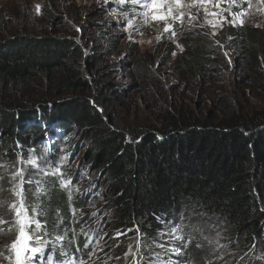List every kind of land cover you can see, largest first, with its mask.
<instances>
[{
    "label": "trees",
    "instance_id": "1",
    "mask_svg": "<svg viewBox=\"0 0 264 264\" xmlns=\"http://www.w3.org/2000/svg\"><path fill=\"white\" fill-rule=\"evenodd\" d=\"M40 12L21 13V26L0 36V217L14 220L7 207L14 196L7 189L11 174L21 169L19 157L25 161L32 151L43 158L46 152L54 164L56 152L76 133L88 145L84 167L106 178L100 193L108 213L101 222L108 229L137 234L150 247L194 208L223 224L225 247L216 257L196 250L188 264H264V112L250 115L235 108L201 116L181 111L166 123L126 132L118 127L102 85L91 78L92 63L80 42L48 31L51 25L61 28L62 7L53 3ZM224 32L215 38L202 32L187 35L184 50L172 62L174 70L184 82L205 90L220 85L231 59L263 87L264 26ZM42 80L56 98L33 101L9 95V88L20 94ZM79 172L70 170L59 177L62 181L44 179L42 197L34 196L26 174L23 185L25 205L38 204L41 233L55 238L68 260L77 261L91 252L92 246L84 247L91 231L82 232L93 215L88 207L99 199L95 191L75 192ZM63 181L70 188L62 187ZM7 234H0V242ZM108 256L115 261L107 264H126L118 254Z\"/></svg>",
    "mask_w": 264,
    "mask_h": 264
},
{
    "label": "rangeland",
    "instance_id": "2",
    "mask_svg": "<svg viewBox=\"0 0 264 264\" xmlns=\"http://www.w3.org/2000/svg\"><path fill=\"white\" fill-rule=\"evenodd\" d=\"M183 2L187 3L188 0ZM53 3L62 7L65 16L61 28L60 25H51L48 26V31L76 38L80 42L84 54L90 57L92 63L91 78L102 85L118 127H123L126 132L166 123L169 115L174 116L181 111H192L200 113L201 116L208 111L223 114L235 108H242L250 115L264 112V86L260 87V83L250 79L246 70L234 64L231 59L228 71L220 75V85L216 87L210 84L203 87L205 90L184 82L174 70L172 62L177 54L182 52L177 44L184 50L182 41L187 35L202 32L210 36L212 29L205 24L203 8L199 13L196 9L191 10L193 14H197V20L192 22L196 26L188 23L187 16L183 22L174 23L177 36L176 43H172L169 39L171 33L162 34L163 24L151 20L150 17L146 21L141 15L145 10L138 5H132L129 0H125L124 4L118 3L117 0H0V36L16 31L12 29L21 26V13L38 16L41 12L37 14L36 5L41 6V11L44 7L53 6ZM237 4L239 6L233 7L232 11L245 12L242 17L243 25L232 27L225 24L222 29L224 33L231 29H260L264 26V4L260 3V0H237ZM227 6L226 2L222 4V7ZM228 18L231 19L230 16ZM157 36H161L159 41ZM113 48L117 51L113 52ZM128 51L135 53L133 58H128ZM135 58H139L140 63H137L139 60ZM45 85L43 80L36 82L35 86H29L30 88L24 89L20 94L9 88V95H22L33 101L56 98L52 88ZM87 147V143L74 133L70 141L56 152L57 160L54 164L50 163L46 152L43 158H40L38 152L30 151L28 158L21 162L20 166L27 177L34 181L33 194L36 197H42L45 193L43 191L37 194V188H43L41 182L44 179L55 177L62 181L59 177L72 169L80 171L73 182L75 192H87L88 195L94 194L93 191L97 192L99 199L88 207L90 213L96 215L91 216L89 224L82 232L91 231L89 245L92 246L93 252L91 257L88 256L84 260L85 264H97V261L98 264L112 263L115 260L114 257L108 258L109 253L118 254L126 264H188V261L192 263L191 258H194L193 252L196 250H200L205 256L220 255V249L224 247L217 248L213 254L212 248L215 245H209L208 240L219 239V244L224 246V238L221 236L223 224H217L214 219L206 217L194 208L187 210L177 224L159 235L150 247H144L145 241L137 234L108 229L106 222H101L108 213L100 193L106 178L98 171L93 172L84 167L82 159ZM62 156L70 160V166H67L66 161L60 162ZM30 157L35 158V165L27 163ZM25 207L28 215L33 216V206ZM35 207L37 210L38 204ZM11 213L15 216L14 212ZM177 225L184 226L179 233L173 232ZM9 226L10 224L0 225L6 232ZM117 231L121 232L118 237ZM38 235L41 236V242L39 245L34 243L33 246L44 248L45 254L53 255V264H61L65 257L61 255L58 241L45 236L41 230ZM177 235L183 239H175ZM12 239L14 233L4 236L0 242V251H3V246ZM116 240L121 241V246L115 244ZM197 244L202 247H197ZM0 264H7V261L0 257ZM33 264H41L40 259H36ZM43 264L49 262L45 259Z\"/></svg>",
    "mask_w": 264,
    "mask_h": 264
},
{
    "label": "snow or ice",
    "instance_id": "3",
    "mask_svg": "<svg viewBox=\"0 0 264 264\" xmlns=\"http://www.w3.org/2000/svg\"><path fill=\"white\" fill-rule=\"evenodd\" d=\"M118 3L124 4L125 0H117ZM132 5H138L140 8L144 9L145 11L141 13L147 18H151V20L162 23L163 24V33H171L169 39L172 43H176V36L177 33L173 27L176 21L183 22L185 16H187L188 23L192 26L193 21L197 20V14L192 13V9H196L197 13L201 8L204 9V18L205 24L211 27L212 31L210 36L215 38L220 31L224 28L225 24L231 25L232 27H238L243 25L242 17L245 15L244 11H232L233 7L239 6L237 4V0H188L187 3L183 2V0H129ZM227 3V7H222L223 3ZM260 3L264 4V0H260ZM40 5H36V12L40 14ZM210 9H219L218 11H212ZM227 13V15H225ZM231 17L229 19L228 17ZM127 18V17H126ZM129 26H131V22L129 21ZM161 39V36H157V41ZM229 40L232 39L231 36L228 37ZM215 44L221 49L224 50L226 45L220 43L219 40H215ZM177 47L183 51V48L177 44ZM175 55V53H173ZM223 55L225 57L228 56L227 51H223ZM93 106L95 104L93 102ZM101 112L102 109H99ZM162 139L161 137H158ZM137 143L139 141H136ZM35 151V150H33ZM48 151V149H45ZM20 162H23V157H19ZM66 161V157H61L60 162L64 163ZM29 164L35 165L36 161L35 158L30 157L28 162ZM25 172L23 169H18L13 172L10 176V184L11 187L7 189L13 196L16 197V200L12 201L11 203L7 204V207L10 212H14V220L10 223L9 221L5 220L3 217H0V225L10 224L7 229V233H14V239L11 240L10 243H6L3 246V251H0V257L3 258L4 261H7V264H33L36 259H40L41 264L46 259L49 264H53L54 256L51 254H45L44 248L39 246H33L35 243L39 245L41 242V236L38 235L40 232L42 225L35 217L36 207L33 206V216L28 215V210L24 204V188L23 185L25 183ZM4 177L0 176V180H3ZM34 181L29 179L27 183L31 184ZM62 187L70 188L69 181H63ZM95 187V186H93ZM3 188H0V191H3ZM44 191L43 188H37V194L42 193ZM90 191V189H89ZM68 198H72L71 190H69ZM4 202H0V206H3ZM96 213H93L95 216ZM32 225H35L33 228ZM183 225H177L173 228V232L179 233L183 229ZM5 229L0 227V234H7ZM87 235V233H84ZM121 232L117 231L116 236H120ZM175 239H183L179 235L174 237ZM62 239V238H61ZM209 245H215L212 248L213 254L216 252L217 248L225 247L219 244V239L216 240H208ZM85 248L89 247L88 243H85ZM197 247H202V245L197 244ZM7 253V254H5ZM61 255L65 257L64 261L61 264H85L83 259L80 260H68V253L66 251H62ZM89 257L93 255V252L87 253ZM117 259H119L117 257ZM143 259V257H141ZM219 259H223V257H219ZM98 264V261H97ZM210 264V262H209Z\"/></svg>",
    "mask_w": 264,
    "mask_h": 264
}]
</instances>
